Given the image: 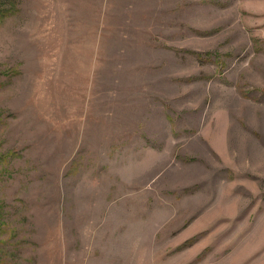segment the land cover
<instances>
[{"label": "rangeland", "instance_id": "1", "mask_svg": "<svg viewBox=\"0 0 264 264\" xmlns=\"http://www.w3.org/2000/svg\"><path fill=\"white\" fill-rule=\"evenodd\" d=\"M0 264H264V0H0Z\"/></svg>", "mask_w": 264, "mask_h": 264}]
</instances>
